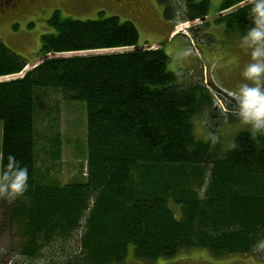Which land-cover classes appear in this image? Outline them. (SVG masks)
Wrapping results in <instances>:
<instances>
[{"label":"trees","instance_id":"obj_1","mask_svg":"<svg viewBox=\"0 0 264 264\" xmlns=\"http://www.w3.org/2000/svg\"><path fill=\"white\" fill-rule=\"evenodd\" d=\"M159 1L174 24L180 15L194 21L211 11L210 0ZM245 1L224 0L217 13ZM252 4L215 19L243 36ZM48 26L52 31L42 36L37 56L42 63L22 78L0 82V176L24 167L28 172L22 194L0 197V239L14 230L17 252L29 264L156 262L195 250L214 257L255 255L264 242V134L254 136L248 125L232 144L223 145L221 135L213 144L214 132L198 138L194 118H217L210 89L225 94L169 71L163 48L138 47L132 21H81L58 12ZM122 48L137 49L45 59ZM28 64L0 43V78L20 74ZM40 89L60 90L67 102L86 106L82 182L37 179Z\"/></svg>","mask_w":264,"mask_h":264},{"label":"rangeland","instance_id":"obj_2","mask_svg":"<svg viewBox=\"0 0 264 264\" xmlns=\"http://www.w3.org/2000/svg\"><path fill=\"white\" fill-rule=\"evenodd\" d=\"M111 0H109L110 3ZM139 0H129L134 3ZM176 1V0H175ZM203 0H194L198 3ZM224 0H210V16L204 21L189 20L187 16L180 15L176 23L175 32L185 35L188 49H191L200 58L198 60L190 58L194 64V69L186 68L187 56H180L183 50L178 44L170 46L171 63L168 70L179 72L189 80H198L208 85L207 88L215 86L226 96H220L214 89H210L215 99L216 117L205 115L194 118V130L198 138L205 139L211 132L223 138V145L232 144L235 133L245 130L248 126L238 115V106L235 95L238 93L241 84H253L251 80H246L243 76L245 67L254 62L251 56V49L240 47L242 34L239 32H227L223 23L217 22L215 17L229 15L238 8L246 6L243 2L233 9L217 13L219 5ZM252 2V1H249ZM178 3H184L183 0H177ZM139 6L134 13L129 15L110 4H96L70 8L57 5L53 10H60L64 18L75 20H97L110 16H117L121 21H132L139 31L138 47H150L153 45L161 48L167 41V36L173 28L172 22L166 14V6L159 0H140ZM180 7V6H179ZM184 7V6H183ZM51 9V8H50ZM53 10L46 11L43 14L31 16L26 21H22L20 29L16 32L14 29L0 28V43L4 44L9 50L26 59L30 65L26 66L22 73L0 78L2 81H10L22 78L32 70L33 66L40 64L38 51L41 46L43 35L50 33L52 29L48 26V20L53 14ZM217 13V14H216ZM214 17V18H213ZM186 18L188 21H185ZM214 19L209 26L207 22ZM34 23L31 27L28 24ZM20 30V31H19ZM186 48V50H188ZM133 48H122L105 50L100 52L84 53H67L59 54V57H70L74 55H95V54H112L132 51ZM243 53H246L243 55ZM216 61L213 65L208 63ZM250 60H247V59ZM199 81V80H198ZM264 83V77L261 78ZM204 84V85H205ZM205 85V86H206ZM215 85V86H214ZM38 106L35 117L36 133V176L40 183L60 184L82 182L87 174V112L86 106L79 102H67L64 100L60 90L57 89H40L36 92ZM227 104L230 106L228 108ZM2 129L3 123L0 121V153L2 146ZM204 137V138H202ZM228 142V143H227ZM0 172H1V154H0ZM174 207V206H173ZM1 216V214H0ZM74 238L71 243L76 242ZM16 232L6 233L0 239V264L18 261L20 264H29V261L21 258L17 252ZM9 255V256H7ZM182 258L207 261L213 259V262L220 263L235 258L244 259L246 264H264V242L257 248L255 255L241 256L229 255L223 257H214L205 250L189 251L180 254ZM178 257V256H177ZM41 264V260L36 262ZM183 263H189L184 261Z\"/></svg>","mask_w":264,"mask_h":264},{"label":"clouds","instance_id":"obj_3","mask_svg":"<svg viewBox=\"0 0 264 264\" xmlns=\"http://www.w3.org/2000/svg\"><path fill=\"white\" fill-rule=\"evenodd\" d=\"M249 14L252 23L241 37L240 47L251 49L254 62L245 67L243 76L254 83L241 84L235 100L239 118L250 125V131L255 136L257 133L264 134V83H261V78L264 77V0H253ZM185 54L190 55L191 49ZM210 137L213 144L219 139L216 134H210ZM8 159L14 160L15 157L9 155ZM27 179L26 167L14 171L11 176L7 173L0 176V197L22 194L27 188Z\"/></svg>","mask_w":264,"mask_h":264},{"label":"flooded vegetation","instance_id":"obj_4","mask_svg":"<svg viewBox=\"0 0 264 264\" xmlns=\"http://www.w3.org/2000/svg\"><path fill=\"white\" fill-rule=\"evenodd\" d=\"M128 1L129 0H111L109 3V0H0V28H9L11 30L14 29L15 33L13 36H16V32L18 29H20L22 21H26L31 16L34 18L35 15L43 14L47 10L51 11L55 6L62 4L66 7H69V9L76 6H88L93 2L96 4H110L121 11L126 12V10H128L127 12H129L130 15L131 13L135 12V9L139 6L138 3L140 0L134 3L135 6H133L132 2ZM183 1L187 2V0ZM58 12L61 14L60 10H53L52 16ZM213 20L214 19L207 22V26H209ZM31 25H34V23L28 24L29 27H31ZM37 53L39 54L40 50ZM184 261H189V263H183ZM200 261L201 262H198L195 259L182 258L181 255L171 259L158 260L156 262L146 260L138 261L132 259L130 261H126L123 264H246V261L240 258H235L220 263L213 262L212 258L207 261Z\"/></svg>","mask_w":264,"mask_h":264},{"label":"crops","instance_id":"obj_5","mask_svg":"<svg viewBox=\"0 0 264 264\" xmlns=\"http://www.w3.org/2000/svg\"><path fill=\"white\" fill-rule=\"evenodd\" d=\"M175 25H176V23L173 25V28L171 29L170 33L168 34L166 43L163 44L164 46H162L161 48H163L165 50V52L170 55L171 54L170 53V46L172 44H175V43L178 44L181 47V49L183 50V53L180 56V58H183V56H187L186 61H185L186 62V68L187 69H194L195 63H192L190 61V58L192 57L195 60H198L200 58L195 54V52L192 51L191 44L189 45V47L191 49V54L190 55L185 54L187 52L186 48L188 49V45L186 44L185 39L188 41H189V39L185 35H182V34L175 32V28H176ZM152 48L153 49L159 48V46L153 45ZM244 54H246V53H243V55ZM208 57H209V55H208ZM245 59H247V58H245ZM211 60H212V58L209 57L208 63L210 65L211 64L213 65L216 61H211ZM247 60H250V59H247ZM169 63H171V58H170Z\"/></svg>","mask_w":264,"mask_h":264},{"label":"water","instance_id":"obj_6","mask_svg":"<svg viewBox=\"0 0 264 264\" xmlns=\"http://www.w3.org/2000/svg\"><path fill=\"white\" fill-rule=\"evenodd\" d=\"M206 18H203L202 19V21H204ZM135 49H137V48H134V50ZM59 57V55L58 54H49V55H47V57L45 58V59H50V58H58ZM42 62L40 61V64H41ZM39 64H37V65H35V66H33V68H35V67H37Z\"/></svg>","mask_w":264,"mask_h":264}]
</instances>
